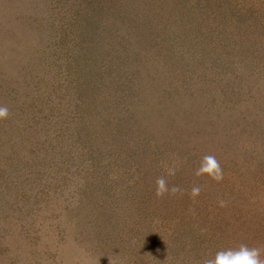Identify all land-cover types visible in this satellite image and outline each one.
Returning <instances> with one entry per match:
<instances>
[{
	"label": "rangeland",
	"instance_id": "rangeland-1",
	"mask_svg": "<svg viewBox=\"0 0 264 264\" xmlns=\"http://www.w3.org/2000/svg\"><path fill=\"white\" fill-rule=\"evenodd\" d=\"M105 4L0 0V106L9 109L0 120V264H203L210 258L192 256L176 226L194 221L217 248L264 249V0L129 1L122 36H144L137 16L188 11L182 28L202 30L214 54L204 68L203 50L184 43L190 63L185 54L180 72L156 55L161 72L139 88L129 87L127 63L141 67L145 49L128 55L130 38H106ZM99 68L110 74L102 84ZM145 100L160 149H113L105 121L134 103L144 113ZM205 155L219 161L222 181L195 175ZM161 176L183 195L158 199Z\"/></svg>",
	"mask_w": 264,
	"mask_h": 264
},
{
	"label": "trees",
	"instance_id": "trees-1",
	"mask_svg": "<svg viewBox=\"0 0 264 264\" xmlns=\"http://www.w3.org/2000/svg\"><path fill=\"white\" fill-rule=\"evenodd\" d=\"M129 1L131 0H110V4H105L103 11L100 12V16L105 21L110 19V28L106 27L104 31L107 36H110V38L106 37L107 39H109L110 41L115 40L113 44L118 41H124L125 38H130L131 41H125L128 45V55L130 53H134V51L138 52L141 49H145L143 55H146V62H142L141 67H137L134 69V65L131 64L130 61H128L127 63L128 65H130L129 69L133 72H136V74L132 78L133 81L129 84V87L139 88L140 81L143 78V75H146L147 78V76L156 75L161 72L157 67H155H160L158 62L155 65H152L153 61L155 60L154 56L156 57V55L158 56L160 63L166 62L168 66L175 67L174 70L177 72L183 70L184 66L182 67L181 63L185 62L182 61L185 54H187V61L190 63V56L188 53L189 49H187L189 47L191 49L194 48L201 51L203 50L202 53H204L202 57L205 59L202 58L199 60V62L195 59L194 63H201V65L205 68L207 65L206 63L211 61L214 54H212L210 50H208V48L210 49L208 36L204 32H202V30L196 32V28H189L188 26L182 28V26L185 24V21H187L188 19L190 20V13L188 11L185 13H183V11L182 13L178 14L171 9V11L169 12H150V14L137 16L138 22L141 25L147 24L146 33L144 34V36L136 31H128L129 36H125L124 34L122 36L121 33L116 29V25L118 24V22L126 19L128 20V18H130L131 15L129 14L128 7ZM174 7L176 6L174 5ZM140 24L137 25L144 28ZM78 34L80 37V41L81 37H83V34L81 33V31H78ZM132 35H135V38H142L138 39L139 41H137L135 40V38H131ZM181 35L184 37L183 39ZM185 39L188 42H186ZM184 43L190 46L185 48ZM238 55H242V52L238 51ZM105 57L107 58L109 56ZM98 58L100 59V57ZM145 59H143V61ZM78 62L80 63V60ZM132 62L134 63L135 61ZM129 69H126V72L129 73ZM98 72L99 76L96 75V77L99 81H101L102 84L107 79V76H110V74H102L101 68L98 69ZM111 75L118 76L114 73L113 70L111 72ZM100 88L101 86L98 87V90H100ZM112 90L117 89L112 88ZM122 90L124 89L122 88ZM146 100L144 101V105L146 106L144 107V113L140 105L135 106V103L139 104L143 102V98L139 96L137 97L136 101L134 97V99L131 100L135 101L134 105L131 106V108L123 118H120L118 120H110L111 123L114 124H110L108 120L105 121L104 124L108 128V134L104 137V139L106 141L108 139L111 140V138L113 137L115 138L109 145L113 147V149L124 150L126 147H129L132 144L133 148L139 143H141L143 149L145 150L152 149L153 151H156L160 149L155 146L157 135L153 132H159V130L161 129L157 124L151 123L153 112L150 106L146 103ZM132 111H134V113H132ZM152 124L156 126L151 129ZM167 124H171L172 127L175 126L172 121H167ZM184 224L185 223L179 225L176 224L177 229L180 233L178 235L182 237L181 241L186 242L187 239L192 240V243L189 246V249L191 250L189 251V253L192 256H196V258H214L215 254L218 251L224 250L222 247H215L217 243L216 237L210 236L206 232V227L203 221L190 222L189 224L185 225H189V228L182 229L181 227ZM184 248H186V246H184ZM200 249H203L209 253L205 254V252ZM200 251L202 252L203 256L200 255Z\"/></svg>",
	"mask_w": 264,
	"mask_h": 264
},
{
	"label": "clouds",
	"instance_id": "clouds-1",
	"mask_svg": "<svg viewBox=\"0 0 264 264\" xmlns=\"http://www.w3.org/2000/svg\"><path fill=\"white\" fill-rule=\"evenodd\" d=\"M9 116V109L6 106H0V120H4ZM167 176H175L177 168L173 166H165ZM196 176L206 175L209 179L220 182L224 178L223 169L214 155H205L200 163L199 168L195 172ZM155 196L160 199L165 196H175L178 193L183 195V190L176 185L169 187L164 176L158 177L155 181ZM201 192L200 186H193L190 196L195 199ZM219 206L226 207V202L220 200ZM264 249L260 247H248L241 244L238 249H227L218 251L214 258L205 259L203 264H264L261 253Z\"/></svg>",
	"mask_w": 264,
	"mask_h": 264
}]
</instances>
